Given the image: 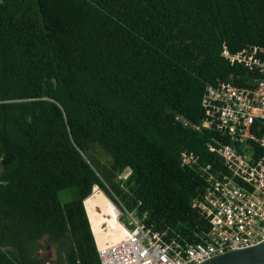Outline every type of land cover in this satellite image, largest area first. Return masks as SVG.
<instances>
[{
    "label": "trees",
    "instance_id": "trees-1",
    "mask_svg": "<svg viewBox=\"0 0 264 264\" xmlns=\"http://www.w3.org/2000/svg\"><path fill=\"white\" fill-rule=\"evenodd\" d=\"M251 45L264 48V0H0V264H43L48 244L55 264H102L85 204L97 186L166 241H204L200 166L230 173L209 149L230 140L192 126L209 84L252 85L222 56Z\"/></svg>",
    "mask_w": 264,
    "mask_h": 264
},
{
    "label": "built area",
    "instance_id": "built-area-1",
    "mask_svg": "<svg viewBox=\"0 0 264 264\" xmlns=\"http://www.w3.org/2000/svg\"><path fill=\"white\" fill-rule=\"evenodd\" d=\"M222 56L255 76L251 86L224 80L209 84L203 98L206 118L192 126L212 128L230 140L213 138L209 143L210 151L222 158L230 173L211 172V164L200 166L208 186L193 205L210 220V233L204 241L186 246L168 242L165 233L147 227L135 212L118 206L115 220L123 234L115 240H107L110 220L102 218L99 228L90 217L102 264H200L219 253L264 241V48L251 45L232 51L225 46ZM182 159L184 164L198 165L194 153L184 152ZM121 216H127L130 228ZM43 264L55 263L46 260Z\"/></svg>",
    "mask_w": 264,
    "mask_h": 264
},
{
    "label": "rangeland",
    "instance_id": "rangeland-1",
    "mask_svg": "<svg viewBox=\"0 0 264 264\" xmlns=\"http://www.w3.org/2000/svg\"><path fill=\"white\" fill-rule=\"evenodd\" d=\"M50 156L52 159V163L56 172V176L58 179L59 187L62 193V196L65 197L70 189L75 185L74 175L72 172V168L70 162L68 160L66 147L64 144L53 145L50 147ZM103 160L105 162L110 161V157L107 155L103 156ZM130 169H125L120 173V177L125 178L129 174ZM97 189V190H96ZM93 193L88 199L87 204L89 206V211L94 214L95 217V224L99 225L97 227L100 228V221L102 220L101 215L107 211L108 204L112 203L115 204L117 208V203L109 197L100 187H96ZM95 195L94 198H91ZM105 199V200H104ZM100 204L96 206V204ZM99 209V210H98ZM97 210V211H96ZM102 210V211H101ZM95 212V213H94ZM101 213V214H100ZM122 215V214H121ZM121 221L130 228L129 221L127 216H121ZM109 230V229H108ZM121 235V231H117V229H113L112 237H118ZM42 257L47 260H52L56 258L55 246L53 244H48L45 249L42 251Z\"/></svg>",
    "mask_w": 264,
    "mask_h": 264
},
{
    "label": "water",
    "instance_id": "water-1",
    "mask_svg": "<svg viewBox=\"0 0 264 264\" xmlns=\"http://www.w3.org/2000/svg\"><path fill=\"white\" fill-rule=\"evenodd\" d=\"M200 264H264V241L219 253Z\"/></svg>",
    "mask_w": 264,
    "mask_h": 264
},
{
    "label": "bare ground",
    "instance_id": "bare-ground-1",
    "mask_svg": "<svg viewBox=\"0 0 264 264\" xmlns=\"http://www.w3.org/2000/svg\"><path fill=\"white\" fill-rule=\"evenodd\" d=\"M96 189V188H95ZM97 190V189H96ZM96 193V192H95ZM95 193H93V194H95ZM105 200V199H104ZM86 204H87V200H86ZM98 205H100V204H96V206H98ZM87 206H88V204H87ZM107 206V211L105 212V213H103L102 215H101V218H103L104 219V221H107V220H110V222H111V224H112V230L113 229H115V228H117V227H119L120 228V223L118 222V221H116L115 219L117 218V215H118V211H117V208H116V206L114 205V204H112V203H110V204H108V205H106ZM88 209H89V206H88ZM99 210V209H98ZM97 211V210H96ZM102 211V210H101ZM90 212V216H91V218H92V220L93 221H95V219L93 218V214L91 213V211H89ZM95 213V212H94ZM101 214V213H100ZM110 216H111V218H110ZM100 223V222H99ZM97 224V223H96ZM96 226H99V225H96ZM98 231V230H97ZM97 234V233H96ZM110 234H113V231H111L110 233H109V235Z\"/></svg>",
    "mask_w": 264,
    "mask_h": 264
},
{
    "label": "crops",
    "instance_id": "crops-1",
    "mask_svg": "<svg viewBox=\"0 0 264 264\" xmlns=\"http://www.w3.org/2000/svg\"><path fill=\"white\" fill-rule=\"evenodd\" d=\"M96 188V187H95ZM95 188H94V190H95ZM95 197V195H93L91 198H94ZM88 199V198H87ZM86 204V203H85ZM86 207L88 208V206H87V204H86ZM88 212H89V209H88ZM90 213V212H89ZM93 216V218L95 219V217H94V214L92 215ZM91 217V216H90ZM110 218H111V216H110ZM115 229H117V231H121V235L123 234V229L120 227H117V228H115ZM109 230H111V231H113L112 230V228H109ZM98 232H99V229H98V231H96V233L98 234ZM120 235V236H121ZM120 236H118V237H112V234H110L109 236H107V240H115V239H117V238H119Z\"/></svg>",
    "mask_w": 264,
    "mask_h": 264
},
{
    "label": "clouds",
    "instance_id": "clouds-1",
    "mask_svg": "<svg viewBox=\"0 0 264 264\" xmlns=\"http://www.w3.org/2000/svg\"><path fill=\"white\" fill-rule=\"evenodd\" d=\"M94 192V191H93Z\"/></svg>",
    "mask_w": 264,
    "mask_h": 264
}]
</instances>
